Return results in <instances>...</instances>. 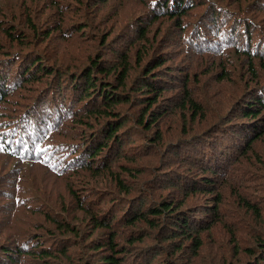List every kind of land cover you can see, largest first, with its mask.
<instances>
[{"label":"trees","instance_id":"trees-1","mask_svg":"<svg viewBox=\"0 0 264 264\" xmlns=\"http://www.w3.org/2000/svg\"><path fill=\"white\" fill-rule=\"evenodd\" d=\"M0 264H264V0H0Z\"/></svg>","mask_w":264,"mask_h":264}]
</instances>
